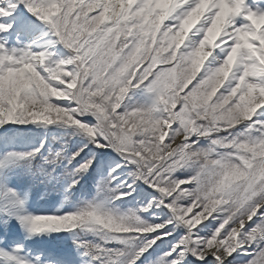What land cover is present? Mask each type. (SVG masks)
<instances>
[{"label":"snow or ice","instance_id":"obj_1","mask_svg":"<svg viewBox=\"0 0 264 264\" xmlns=\"http://www.w3.org/2000/svg\"><path fill=\"white\" fill-rule=\"evenodd\" d=\"M57 43L74 53L66 63L52 60ZM141 88L157 98L147 110L125 103ZM9 124L69 126L123 163L94 200L35 215L27 207L32 185L17 183V168L53 182L63 167L67 200L95 156L82 155L87 144L44 156V143L0 154V257L76 264L71 252L10 258L4 246L15 222L26 240L69 232L84 264H138L169 237L170 250L154 264H237L241 250L251 257L244 264H264V0H0V128ZM126 166H135L133 182L112 187ZM138 182L161 195L124 214L111 207ZM153 208L171 215L144 220Z\"/></svg>","mask_w":264,"mask_h":264},{"label":"trees","instance_id":"obj_2","mask_svg":"<svg viewBox=\"0 0 264 264\" xmlns=\"http://www.w3.org/2000/svg\"><path fill=\"white\" fill-rule=\"evenodd\" d=\"M142 89L143 88L131 91L129 93L130 99H126L125 103L132 104L134 97H136L138 92H140ZM57 103L66 106L68 101H57ZM121 111H123V109ZM5 131L7 132L4 134L0 133V154H3L6 151L28 152L34 150L37 147H40V145L44 143V148L42 149V153L44 156L48 155L49 149L55 151L64 148L68 153H72L78 151L79 148L83 147L85 144H87L88 147L85 149V153H83L82 155L85 158H91L93 155L95 156L96 162L93 168L90 169L87 175H85L80 180V184L77 186V188L73 190L72 193L68 194L67 200H65L64 193L67 177L65 169L63 167L57 168V179L53 182H47L44 180V178L40 177L39 175H36L34 177L29 175V170L26 167H19L16 169L15 174L17 177V182H19L20 184H31L32 189H34V191L40 190L43 195L45 194L43 198L47 200L49 206H52L50 210H53L54 206L63 202V213H67L71 212L83 201H92V199L94 200L97 196L99 173H102L99 171V169H103V173H106V176L104 178H107L109 172L106 171L110 169V164L115 163L116 166L117 164L123 163V161H118L120 157L116 154V152L96 148L95 145L89 143L85 135H72V129L69 126L63 124H56L51 126H45L42 124L26 126L9 124L6 125L4 128H0V132ZM206 143L207 142H205V144ZM41 163L42 157L38 156L33 162L31 171L33 173H36ZM74 166H78V164L74 163ZM133 171H135L134 166H126L119 169V171L115 173V175L118 176V179L116 180L115 184L112 185V187L122 185L123 181H127L129 184H131L133 182V178L130 174ZM177 175L183 178L184 174L177 173ZM141 184L142 183L138 182L135 185V191L132 196L128 197L125 200H116L112 204L119 207L121 206L123 208H129L132 206L135 200L137 202H142L146 199H151L153 196L151 197V195H149L148 193L149 189L151 188L146 185L148 187L147 188L145 186H142ZM121 190L127 191L128 189L121 187ZM50 203L52 204L50 205ZM153 213H155V211H153ZM147 215L148 213H141V216L144 219ZM156 215L160 217L158 214ZM162 220H160V222H162ZM207 223H212L213 225H215L216 223H218V221H209ZM63 232L66 233V231H62V233ZM180 232L181 230L179 229L178 235H183L180 234ZM67 233L69 235H66L67 238L63 242L72 243L71 234L69 232ZM87 239L96 241L97 243L102 242L100 238L98 239L97 236L93 234H90ZM172 242H174L172 237L165 242H161L158 247L150 250L149 253H146L145 256L142 257L141 260L138 262V264L151 263V260L161 256L165 251L170 250ZM107 246L109 248L122 247V245L116 242H112ZM249 251H252V249H250ZM237 257V264H244L245 261L251 259L250 256H245L242 254L238 255ZM196 264H199V262H196Z\"/></svg>","mask_w":264,"mask_h":264},{"label":"rangeland","instance_id":"obj_3","mask_svg":"<svg viewBox=\"0 0 264 264\" xmlns=\"http://www.w3.org/2000/svg\"><path fill=\"white\" fill-rule=\"evenodd\" d=\"M260 9L258 8L257 11H259ZM25 15L28 16V14L25 12ZM29 19L33 20L34 22H36L34 17L29 16ZM39 23V21H37ZM41 25V29H45V26L40 23ZM47 30V29H45ZM48 39L51 40H58L57 37H55L54 35L48 37ZM50 51H52L55 55L52 57L53 61L56 62H67L68 59H70L71 57L74 56V53L68 49L65 45H63L62 43H57L55 45L54 48L50 49ZM50 63V61H46V64ZM209 64H211V60L208 62ZM157 103V98L155 96V94L150 93L148 91H146L145 89H142L140 92H138L137 96L134 97L133 99V103L132 105L141 107L145 110L153 107L155 104ZM259 116V113L257 114ZM89 119L91 120H95L91 117H89ZM51 126V125H50ZM8 131V130H7ZM6 131V132H7ZM3 133V132H0ZM110 169H108L106 172H109L112 168L115 167V163H112L109 165ZM135 167V166H134ZM100 172H104L103 169H99ZM99 173V183L102 180H106L107 178H104L106 175V173ZM19 183V182H17ZM20 184V183H19ZM21 185H27V184H21ZM142 186L147 187L145 184H141ZM148 188V187H147ZM149 195H151V197L155 196V197H159L161 194L158 191H154L153 189H149ZM45 195V194H44ZM42 194V192L39 191H34V189H32V194H31V198L29 200V203L27 205L28 207V211L32 214L35 215H55L57 214V210L60 209V213L59 214H63L64 212V203H60L56 206L54 203V208L51 211L50 209L52 208V206H49V203L47 202V200L45 198H43L44 196ZM93 200V199H92ZM149 199H146L142 202H137L136 200L134 201V203L132 204L131 207L129 208H123V207H119L116 205H111L112 208L118 210L119 213L124 214L127 213L129 210H134L139 208L142 204H146L147 201ZM52 203H50L51 205ZM51 211V212H50ZM153 211H155L156 214H158L160 217H158L155 213H153ZM165 214L171 215L170 211L168 209H164L163 210H159L157 208H153L152 211L150 213H148V215L145 217L144 220L146 221H150L153 223H159L160 220L166 218ZM156 217H158L159 219H155ZM181 232L180 234H184L186 229L184 227L180 228ZM63 235V236H62ZM69 235L67 232H53L51 233V235L48 234H43L40 236H37L34 239L31 240H26L25 239V233L24 231L21 229L20 225L18 223L13 222L7 231V235H6V240H7V244L4 246V250H6L9 253V257H19L20 259H27L30 256H35L38 253H50V252H55V253H64V252H71L73 254V256L76 258V264H84V261L81 257L76 256L75 253V248L73 243H65L63 242L67 236ZM0 236H5V232L3 229V226L0 225ZM97 238L99 239L100 236L96 235ZM62 237V238H61ZM171 237H169L168 239H170ZM117 243V242H116ZM17 244H23L25 246V252L24 253H18L16 251V245ZM250 249H248L249 251ZM243 251V250H242ZM242 251L234 254L233 257H235V259H233L234 261L238 260V255L242 254ZM160 257V256H159ZM156 257L153 260H151L152 262L149 264H154V262L159 258ZM191 259V257H190ZM211 259V258H209ZM0 264H14V261L12 259H5L4 257H0ZM142 264V263H141Z\"/></svg>","mask_w":264,"mask_h":264},{"label":"bare ground","instance_id":"obj_4","mask_svg":"<svg viewBox=\"0 0 264 264\" xmlns=\"http://www.w3.org/2000/svg\"><path fill=\"white\" fill-rule=\"evenodd\" d=\"M37 25H39V27H41L40 23H38L37 21L35 22ZM198 26V25H197ZM196 39H199V37H196Z\"/></svg>","mask_w":264,"mask_h":264},{"label":"water","instance_id":"obj_5","mask_svg":"<svg viewBox=\"0 0 264 264\" xmlns=\"http://www.w3.org/2000/svg\"><path fill=\"white\" fill-rule=\"evenodd\" d=\"M90 121H91L92 124H95L96 123L95 120L94 121L93 120H90ZM232 259H234V257Z\"/></svg>","mask_w":264,"mask_h":264}]
</instances>
